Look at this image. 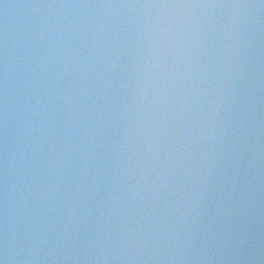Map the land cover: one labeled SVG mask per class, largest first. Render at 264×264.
I'll return each instance as SVG.
<instances>
[{"label":"water","instance_id":"95a60500","mask_svg":"<svg viewBox=\"0 0 264 264\" xmlns=\"http://www.w3.org/2000/svg\"><path fill=\"white\" fill-rule=\"evenodd\" d=\"M0 264H264V0H0Z\"/></svg>","mask_w":264,"mask_h":264}]
</instances>
